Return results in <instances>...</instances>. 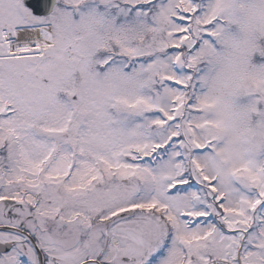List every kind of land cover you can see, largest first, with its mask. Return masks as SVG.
Returning <instances> with one entry per match:
<instances>
[{
  "label": "snow or ice",
  "instance_id": "6c2138e0",
  "mask_svg": "<svg viewBox=\"0 0 264 264\" xmlns=\"http://www.w3.org/2000/svg\"><path fill=\"white\" fill-rule=\"evenodd\" d=\"M0 264H264V0H0Z\"/></svg>",
  "mask_w": 264,
  "mask_h": 264
}]
</instances>
